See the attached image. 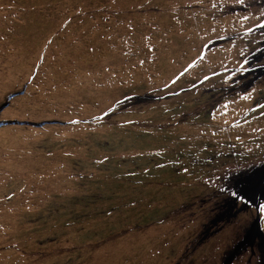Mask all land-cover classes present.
<instances>
[{
	"label": "rangeland",
	"instance_id": "374dc122",
	"mask_svg": "<svg viewBox=\"0 0 264 264\" xmlns=\"http://www.w3.org/2000/svg\"><path fill=\"white\" fill-rule=\"evenodd\" d=\"M262 42L264 0H0V264H264V76L220 87Z\"/></svg>",
	"mask_w": 264,
	"mask_h": 264
},
{
	"label": "flooded vegetation",
	"instance_id": "af4514ba",
	"mask_svg": "<svg viewBox=\"0 0 264 264\" xmlns=\"http://www.w3.org/2000/svg\"><path fill=\"white\" fill-rule=\"evenodd\" d=\"M250 50L251 51H247V56L245 58L246 65H240L241 72L238 73V75H235L233 79H231L233 81H231V84H222L220 86L222 89H226L228 87L237 88L240 87L242 83H247L249 86L251 80L254 77L264 76V42L258 44L255 48ZM238 184L239 187L243 189V180L238 181ZM245 196L249 198L247 195Z\"/></svg>",
	"mask_w": 264,
	"mask_h": 264
},
{
	"label": "bare ground",
	"instance_id": "6f19581e",
	"mask_svg": "<svg viewBox=\"0 0 264 264\" xmlns=\"http://www.w3.org/2000/svg\"><path fill=\"white\" fill-rule=\"evenodd\" d=\"M230 112V111H229ZM231 113V112H230ZM229 114V113H228ZM224 115V114H223ZM253 194V193H252ZM254 195V194H253ZM254 197V196H253Z\"/></svg>",
	"mask_w": 264,
	"mask_h": 264
},
{
	"label": "snow or ice",
	"instance_id": "6c2138e0",
	"mask_svg": "<svg viewBox=\"0 0 264 264\" xmlns=\"http://www.w3.org/2000/svg\"><path fill=\"white\" fill-rule=\"evenodd\" d=\"M241 2H243V0H241Z\"/></svg>",
	"mask_w": 264,
	"mask_h": 264
}]
</instances>
